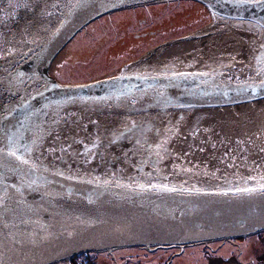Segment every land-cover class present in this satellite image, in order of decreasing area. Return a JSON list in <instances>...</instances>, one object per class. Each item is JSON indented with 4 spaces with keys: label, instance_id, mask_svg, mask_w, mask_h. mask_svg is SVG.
Instances as JSON below:
<instances>
[{
    "label": "water",
    "instance_id": "water-1",
    "mask_svg": "<svg viewBox=\"0 0 264 264\" xmlns=\"http://www.w3.org/2000/svg\"><path fill=\"white\" fill-rule=\"evenodd\" d=\"M209 13L228 27L254 26L256 41L248 50L189 52L187 42L174 49L186 52L161 57L209 35ZM261 104L264 4L0 0V195L9 209L0 264L183 251L263 234L257 153L214 149L199 161L167 137L186 126L182 114Z\"/></svg>",
    "mask_w": 264,
    "mask_h": 264
},
{
    "label": "flooded vegetation",
    "instance_id": "flooded-vegetation-1",
    "mask_svg": "<svg viewBox=\"0 0 264 264\" xmlns=\"http://www.w3.org/2000/svg\"><path fill=\"white\" fill-rule=\"evenodd\" d=\"M209 17L210 23L205 28L210 30L209 35L172 45L165 49L161 57H175L187 50V52L190 50H248L250 44L257 39L256 34L258 32L254 26H251V31L248 29L247 24L244 23L228 27V21L221 22L213 18L210 13ZM222 25L226 27L224 30H214L217 27L221 28ZM190 34L192 32L184 36ZM187 42H194V44L189 49H184L186 51L174 50L179 45ZM261 110L264 112V104L242 110L206 113L187 117L182 114L181 118H184V122L180 123L179 126L183 124L186 126L181 127L179 133L170 134L167 137H170V143H178L181 144V147L193 149L199 161H205L210 150L214 151L215 149L218 153H215L217 156H223L224 153L228 154L230 150L246 149L255 151L261 163L264 164V123L262 122L264 116ZM152 120L150 119V121ZM211 157H213L210 158L211 161L214 162L216 159L215 155ZM260 235H264V233ZM186 250L187 247L183 251L178 248L151 251L145 248H124L105 252L85 253L73 256L59 264H159L150 254L160 251L167 253L168 256L165 261L161 258L158 261H162L163 264H175L177 260L183 257Z\"/></svg>",
    "mask_w": 264,
    "mask_h": 264
},
{
    "label": "rangeland",
    "instance_id": "rangeland-1",
    "mask_svg": "<svg viewBox=\"0 0 264 264\" xmlns=\"http://www.w3.org/2000/svg\"><path fill=\"white\" fill-rule=\"evenodd\" d=\"M150 255L159 264L162 262L159 258L165 261L168 256L162 251ZM175 264H264V235L234 240V243L189 246Z\"/></svg>",
    "mask_w": 264,
    "mask_h": 264
},
{
    "label": "snow or ice",
    "instance_id": "snow-or-ice-1",
    "mask_svg": "<svg viewBox=\"0 0 264 264\" xmlns=\"http://www.w3.org/2000/svg\"><path fill=\"white\" fill-rule=\"evenodd\" d=\"M11 2V0H10ZM237 3L239 4H249V3H255V4H264V0H237ZM2 151V150H0ZM8 155L15 157L16 160H19L22 164H27V160L21 159L20 156L17 155V151L13 150L8 153ZM0 167H3V165H0ZM264 187V186H262ZM166 190H175V189H167V186H165ZM7 191V186L3 184L2 179H0V192ZM239 191H252L251 189H241ZM9 211L8 207L5 205V197L4 195H0V225L7 227V225L4 223V215L5 213Z\"/></svg>",
    "mask_w": 264,
    "mask_h": 264
},
{
    "label": "bare ground",
    "instance_id": "bare-ground-1",
    "mask_svg": "<svg viewBox=\"0 0 264 264\" xmlns=\"http://www.w3.org/2000/svg\"><path fill=\"white\" fill-rule=\"evenodd\" d=\"M228 243H234V241L228 242Z\"/></svg>",
    "mask_w": 264,
    "mask_h": 264
}]
</instances>
